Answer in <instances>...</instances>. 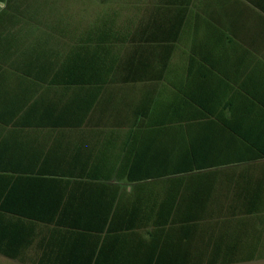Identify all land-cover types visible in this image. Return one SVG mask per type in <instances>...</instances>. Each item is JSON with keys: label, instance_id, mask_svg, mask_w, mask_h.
I'll use <instances>...</instances> for the list:
<instances>
[{"label": "trees", "instance_id": "trees-1", "mask_svg": "<svg viewBox=\"0 0 264 264\" xmlns=\"http://www.w3.org/2000/svg\"><path fill=\"white\" fill-rule=\"evenodd\" d=\"M225 1L162 0L166 8L157 5L152 19L140 20L137 33L122 32L115 18H107L73 36L58 29L57 47L53 42L32 48L42 58L36 67L44 90L41 107L37 99L41 113L30 110L25 117L46 130L43 172L21 178L27 188L36 186L35 194L28 188L21 213L34 222L66 226L72 234L94 236L88 264L264 259V147L237 138L225 113L205 110L200 98L180 95L177 80H162L164 73H178L173 58L209 56L203 38L212 25L221 24L217 11L226 8ZM10 8L25 11L27 24L54 27L37 0H10ZM126 45L136 53L115 58ZM27 67L33 73V64ZM137 81L150 82L149 88L134 106L127 101L130 95L121 98L126 107L117 106L107 88ZM72 136L81 147L69 161L59 162L52 144ZM105 136L104 148L103 143L93 146ZM63 164L74 168L58 167ZM218 170L247 173L227 177L216 175ZM51 172L56 176L47 175ZM112 179L139 186L161 180L166 189L149 196L139 191L128 203H106L101 192L93 191L84 203L77 193L66 198L67 186L100 187ZM0 253L9 252L0 247Z\"/></svg>", "mask_w": 264, "mask_h": 264}, {"label": "crops", "instance_id": "crops-1", "mask_svg": "<svg viewBox=\"0 0 264 264\" xmlns=\"http://www.w3.org/2000/svg\"><path fill=\"white\" fill-rule=\"evenodd\" d=\"M225 2L226 8L217 11L221 24L212 25L210 34L203 38L209 56L173 58L179 71L162 74V80H177L180 95L195 96L205 110L225 113L227 127L236 129L237 138L264 147V0ZM58 29L55 25L27 24L25 11L10 8V0H0V247L9 252L0 255L22 264H88L96 243L90 234H72L66 226L34 222L21 213L28 188L36 193V186L27 188L21 178L43 172L40 162L46 130L41 122L25 117L30 110L41 113V108H36L37 99L41 107L44 90L43 74L37 73L36 67L42 58L31 50L43 43L55 42L57 47ZM28 64H33V73L28 72ZM149 85L137 81L107 90L114 92L117 106L126 107L121 101L124 95H130L127 101L134 106L139 93ZM240 173L247 171L218 170L216 175L236 177ZM47 175L56 176L53 172ZM160 181L139 186L112 179L105 186L70 185L65 191L66 198L72 192L80 194L76 197L83 203L92 191L96 195L101 192L106 203H128L139 191L146 195L164 191L166 186ZM219 184L216 180L215 185ZM20 231H27V235Z\"/></svg>", "mask_w": 264, "mask_h": 264}, {"label": "rangeland", "instance_id": "rangeland-1", "mask_svg": "<svg viewBox=\"0 0 264 264\" xmlns=\"http://www.w3.org/2000/svg\"><path fill=\"white\" fill-rule=\"evenodd\" d=\"M42 7V13L46 14L44 19H47V15H50V20L59 29H63L70 32V35H74L75 32L81 33L93 28L96 25L102 23L104 19L115 18L118 23L119 30L122 32L137 33L140 27V20L144 18L147 22L154 17L158 6L164 10L166 4L162 0H37ZM158 5V6H157ZM130 21L131 24L125 22ZM125 25V26H124ZM121 49V53H114L115 58L124 60L129 56H133L136 53V48L132 45H126ZM66 51H63L65 53ZM66 139L62 143H58V140L52 144L53 152L56 154L59 162L69 161L81 147L76 145V139L74 136ZM106 136L103 138V142L95 140L93 146L101 145L104 148L106 142ZM77 143L78 140H77ZM85 145V142H82ZM97 153H103L104 151H96ZM59 168L73 169V165L63 164L59 165ZM80 168L79 166H75ZM264 242V237H263ZM0 264H22L15 262L9 258L0 255ZM234 264H264V259H257L253 261L234 263Z\"/></svg>", "mask_w": 264, "mask_h": 264}]
</instances>
